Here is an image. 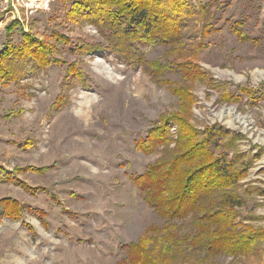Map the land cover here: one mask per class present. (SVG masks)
Listing matches in <instances>:
<instances>
[{
  "label": "rangeland",
  "instance_id": "1",
  "mask_svg": "<svg viewBox=\"0 0 264 264\" xmlns=\"http://www.w3.org/2000/svg\"><path fill=\"white\" fill-rule=\"evenodd\" d=\"M72 3L0 0V56L27 41L36 63L0 82V264H153L156 242L137 244L165 237L168 226L189 242L190 219L167 222L135 182L165 154L168 119L192 127L182 153L202 164L206 129L228 131L221 149L211 137L212 151L241 169L234 192L246 207L227 211L241 235H263L251 254L188 249L174 253L177 264H264V0H190L197 11L210 4L216 31L205 39L187 32L179 45L135 43L141 66L125 63L105 24L75 22ZM237 24L249 40L232 32ZM172 126L167 137L179 140ZM10 197L14 211L5 209ZM227 211L214 215L231 223ZM221 227L215 248L230 243Z\"/></svg>",
  "mask_w": 264,
  "mask_h": 264
},
{
  "label": "trees",
  "instance_id": "2",
  "mask_svg": "<svg viewBox=\"0 0 264 264\" xmlns=\"http://www.w3.org/2000/svg\"><path fill=\"white\" fill-rule=\"evenodd\" d=\"M209 6L210 4L202 5L197 11L190 0H73L70 16L75 22L81 19H95L99 24H105L111 34L107 36L117 40L114 48L125 63L141 66L144 63V56L136 48L135 43L145 45L161 41L179 45L187 36V32L199 39H205L208 34L216 31L211 25ZM240 25L233 27L232 32L240 41L249 40L244 36ZM34 67L36 63L34 64L32 46L23 41L16 47V51L0 56V82L19 80ZM148 70L153 73L151 68ZM170 125L180 130L179 140L172 141L167 137ZM164 126L165 154L160 162L149 167L145 174L136 177L135 182L144 193L145 200L162 218L167 222L190 219V226L195 232L187 242V239L183 238L185 236L179 234L180 230L168 226L167 234H170L168 237L167 234L156 239L144 237L142 245L137 246L147 248L152 241L156 242L149 248V262L153 264H177L175 260L177 255L174 257V253H180L181 257H185L188 249L205 251L209 256L253 253L263 239L262 233L245 230L242 234L244 236L246 234L247 237H244L235 226V217L238 215L227 211L228 208L246 207V201L234 192L241 177V169L237 170L235 162L230 161L225 155L221 154L214 158L212 151L211 137L216 141L214 147L221 149L223 148L221 137L228 131L220 126L206 129L208 162L202 164L205 157L185 159L188 153L186 149L190 147L188 134L193 131L192 127L188 126L184 119L177 121L168 119L164 122L163 128ZM173 143L175 148L170 149ZM26 144L30 146L28 142ZM183 150H186L185 153H182ZM180 167L184 170L181 177L179 174L182 179L181 182L175 183L173 174ZM27 170L44 171L32 166ZM203 174H207V177H200ZM15 202L17 201L7 198L5 209L10 208L14 211ZM224 211H227L224 216H227L231 223L216 219L214 214ZM221 225L225 231L230 232V243L222 248H215L213 241L220 238L219 230L223 232ZM244 238L246 240L243 241ZM157 252L159 254H156Z\"/></svg>",
  "mask_w": 264,
  "mask_h": 264
},
{
  "label": "built area",
  "instance_id": "3",
  "mask_svg": "<svg viewBox=\"0 0 264 264\" xmlns=\"http://www.w3.org/2000/svg\"><path fill=\"white\" fill-rule=\"evenodd\" d=\"M39 2L40 4H43V6H47L51 2V0H39ZM31 8V13H33L36 9H33L34 6H31Z\"/></svg>",
  "mask_w": 264,
  "mask_h": 264
},
{
  "label": "crops",
  "instance_id": "4",
  "mask_svg": "<svg viewBox=\"0 0 264 264\" xmlns=\"http://www.w3.org/2000/svg\"><path fill=\"white\" fill-rule=\"evenodd\" d=\"M17 169H20V168L16 167L15 170H17ZM10 198H12V197H10ZM13 199H14V198H13Z\"/></svg>",
  "mask_w": 264,
  "mask_h": 264
},
{
  "label": "bare ground",
  "instance_id": "5",
  "mask_svg": "<svg viewBox=\"0 0 264 264\" xmlns=\"http://www.w3.org/2000/svg\"><path fill=\"white\" fill-rule=\"evenodd\" d=\"M229 111H230V110H229ZM230 112H231V111H230ZM239 118H240V117H239ZM240 120H241V121H243V119H242V118H240ZM243 123H244V122H243Z\"/></svg>",
  "mask_w": 264,
  "mask_h": 264
}]
</instances>
